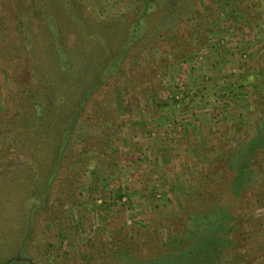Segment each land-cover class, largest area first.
Here are the masks:
<instances>
[{
	"label": "rangeland",
	"instance_id": "374dc122",
	"mask_svg": "<svg viewBox=\"0 0 264 264\" xmlns=\"http://www.w3.org/2000/svg\"><path fill=\"white\" fill-rule=\"evenodd\" d=\"M192 4L193 15L204 13L201 34L191 32V38L175 39L158 32L150 55L143 48L128 54L129 64L138 72L146 70L143 64L154 61L151 81L144 80L146 95L137 93L141 85L135 86L130 101L123 87L111 92L118 111L114 118L122 125L132 115L137 126L116 130L112 125L106 134L109 149L88 155L94 159L88 170L81 165L90 160H81L74 146V153L64 161L70 170L79 169L71 174L72 185L63 180L50 192L44 183L32 188L28 180L18 181L21 208L37 201L41 202L38 210L54 206V216L45 218L34 211L31 226L11 255L0 256L2 261L18 255L28 264H102L100 260H109L123 247L133 249L127 250L132 255L155 259L176 248L169 240L180 237L189 224L186 209L199 205L187 188L199 181L213 156L210 140L222 134L235 145L242 139L237 138L241 132L252 135V120L258 115L250 109L258 101V88L253 85L259 83L257 91L264 89V80H259L264 73V0H194ZM140 7L141 0H68L66 4L62 0H0V121L17 124L16 108L28 101L26 90L37 103V114L43 112L44 101L52 93L35 92L46 80V67L53 75L76 72H69L77 76L75 84L65 79L63 85L60 79L53 86L65 91L62 95L71 104L78 100L97 73L96 67L106 66L118 52ZM4 15L7 22L2 20ZM74 20L81 21V29ZM104 23L111 24L105 27ZM182 25L176 26L180 27L177 33L184 32ZM74 42L77 51L70 54ZM157 86L162 96L154 94ZM9 101L14 103L13 112L7 109ZM162 103L165 107L159 106ZM62 112L69 114L71 109ZM65 113L52 112L50 118L60 122ZM14 126L0 128L1 146L13 143L18 148L13 158L2 159L0 154V183L13 175L22 177L29 167L19 168V161L32 159L33 143L18 134V124ZM49 165L47 154L42 167ZM44 168L41 174L46 178ZM246 209L247 214L240 215L243 228L238 233L250 250L241 257L256 264L255 258L264 253V207L250 203ZM81 255H91V262L83 261Z\"/></svg>",
	"mask_w": 264,
	"mask_h": 264
},
{
	"label": "trees",
	"instance_id": "16d2710c",
	"mask_svg": "<svg viewBox=\"0 0 264 264\" xmlns=\"http://www.w3.org/2000/svg\"><path fill=\"white\" fill-rule=\"evenodd\" d=\"M62 1L65 4L68 2V0ZM193 2L194 0H141V7L137 10L130 29L123 36L118 52L110 57L106 66H102L100 69V66L96 67L97 73L88 82V89L72 104L67 96L62 95L61 88L53 86L54 81L60 79L63 81L61 83L63 85L66 84L65 79L67 83L75 84L77 76L69 75V72L76 73L72 69L60 72L61 75L56 73L53 75L52 71L49 72L48 68H45L43 78L46 80L35 93L40 94L45 90L52 94L46 97V101H44L46 103L42 108L44 110L40 114H37V103L32 101L29 91H25V98L28 101L18 104L22 107L17 105L16 111L20 114V118L15 122L20 128L18 134L26 135L33 143L31 147L32 159L19 161V168L29 167L30 169L22 177L13 175L6 183L3 181L0 183V256L11 255L14 252L15 244L17 245L20 238L23 237L21 235L31 226L34 211L44 213L45 218L49 215L54 216V206L45 208L44 211L49 212L47 214L37 209L36 206L41 204L37 201H33L29 208H21L22 192L18 190V181L28 180L31 182L32 188L44 183L45 187L48 185L47 189L50 186V192L58 185L57 182L62 183L63 180L72 185L71 174L79 173V169L70 170L64 161L69 154L74 153V146L78 147L76 154L81 160L85 158L83 161H91L83 164V161L79 160L83 164L81 167L88 170L94 166H92L94 159L87 158L88 155H96L101 150L109 149L111 142L106 134L108 130L113 129L112 125L116 130H120L123 126L125 129L131 130L132 126H137V119L132 121V115L127 117L122 125L114 118L118 111L111 92L115 88L123 87L130 101V98L134 97L132 91L135 86L141 85V91L137 90V93L146 95L149 90L144 86L149 80L151 81L149 75L154 61L143 64V68L146 70L138 72L129 64L128 54L134 48H143L150 55L153 48V36L158 32L162 34L161 37H174L175 39L191 38L193 34H201L202 21L205 20V17L203 10L198 11L200 13L198 16L192 14V11L196 10L192 9ZM72 13L69 12L68 15L74 17ZM2 18L4 22L9 20L5 15ZM110 18L112 20L115 17ZM197 20L198 22H196ZM180 22L184 24L182 26L185 29L184 32L181 30L180 33H177L176 29L180 27L176 26L181 25ZM110 24L104 23V26L109 27ZM81 25V21H75L77 28L81 29ZM198 37L200 40L202 39L200 36ZM76 43L74 42V45L71 44L69 47L70 54L77 51ZM19 73L21 74V72ZM64 75L66 76L64 77ZM20 78L21 76H18V80H21L22 84H27ZM259 80H264V73L260 75ZM256 84L253 87L260 89L259 83ZM51 88L56 90L52 89L51 91ZM158 88L157 86L153 91L157 97L162 96L159 94L162 89ZM257 90L255 94L258 101L250 105L251 112L258 113L257 117L252 120L255 132L252 135L244 136L245 131L242 128L244 132L239 131L241 134L237 135V138L242 137V139L239 144L235 145L229 142V138H224L221 132V135L210 140L208 146L213 152V156L206 161L207 165L199 181L187 188V193L193 198V201L199 199L197 201L199 205L186 209V214L190 216V219H187L189 224H186L182 234L178 235L180 237L175 236L169 240V243L176 245V248L172 247L170 253L155 259L154 257L147 258L140 252V255H136V253L132 255L131 252H127L131 248L123 247V250L119 249L114 252L109 260L106 258L100 260L102 264H252L250 259L241 257L244 255L243 253L248 254L250 249L241 241L238 230L243 228L240 215L242 214L244 217L247 214L248 204L251 203L255 206L258 203L264 207V89ZM11 104L9 101L7 109H11L13 112L14 103ZM130 106L132 108L134 105ZM159 106L165 107L163 103ZM66 107L71 109L69 114H66V111L62 112ZM146 107L150 109L147 105ZM52 112H56V115L58 112L60 115L65 113V119L60 122L55 121L50 118ZM45 115H49L47 116L49 118ZM17 124H12L9 119L1 120L0 128L16 129L14 125ZM118 140L121 139L116 141ZM1 145L2 159L13 158L14 156L11 155L18 148L13 143L6 146ZM42 152L44 155L40 154ZM47 154H50L51 166L44 168L42 164ZM42 168L48 169L46 172L49 175L46 178H43L41 174ZM131 250L133 251V249ZM117 252L119 253L115 254ZM104 256L106 253L103 254ZM252 256L254 257L256 254ZM81 257L86 263L91 262V255H81ZM20 258L22 257L20 256ZM100 258L102 257L98 259ZM262 260H264V253L256 257L254 263L257 264ZM21 261H13L11 264H28L26 260ZM2 262L0 259V264Z\"/></svg>",
	"mask_w": 264,
	"mask_h": 264
},
{
	"label": "water",
	"instance_id": "95a60500",
	"mask_svg": "<svg viewBox=\"0 0 264 264\" xmlns=\"http://www.w3.org/2000/svg\"><path fill=\"white\" fill-rule=\"evenodd\" d=\"M21 260H25V259H20V257H18V255L13 256L8 258L7 260L3 261L1 264H11L13 261H21Z\"/></svg>",
	"mask_w": 264,
	"mask_h": 264
}]
</instances>
